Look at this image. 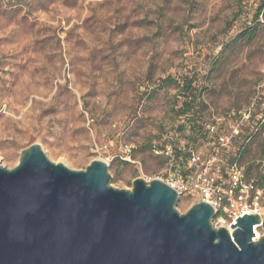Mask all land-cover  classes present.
<instances>
[{"label":"rangeland","instance_id":"374dc122","mask_svg":"<svg viewBox=\"0 0 264 264\" xmlns=\"http://www.w3.org/2000/svg\"><path fill=\"white\" fill-rule=\"evenodd\" d=\"M261 19L264 0H0V163L33 143L74 170L100 159L116 188L174 183L180 213L206 198L201 175L226 189L236 168L246 203L216 191L211 223L257 210L264 236ZM185 77L200 93L195 138L178 129Z\"/></svg>","mask_w":264,"mask_h":264},{"label":"water","instance_id":"95a60500","mask_svg":"<svg viewBox=\"0 0 264 264\" xmlns=\"http://www.w3.org/2000/svg\"><path fill=\"white\" fill-rule=\"evenodd\" d=\"M107 163L74 170L50 161L38 143L18 163H0V264H264L258 213L214 227L204 200L180 213L178 192L138 177L109 184Z\"/></svg>","mask_w":264,"mask_h":264},{"label":"trees","instance_id":"16d2710c","mask_svg":"<svg viewBox=\"0 0 264 264\" xmlns=\"http://www.w3.org/2000/svg\"><path fill=\"white\" fill-rule=\"evenodd\" d=\"M164 80L167 81L169 79ZM178 87L179 94L182 99L180 102V106L177 109V115L183 119V123H180L178 129L183 130L185 126L188 125L192 129L191 135H188V137L191 136L192 138H195L196 133L199 131V128H201V123L203 120L199 114L201 110L200 93L197 91V87L193 85L192 77L183 78ZM189 155V153H186L182 156L184 158V161H187ZM230 161L232 162L233 159H231Z\"/></svg>","mask_w":264,"mask_h":264},{"label":"built area","instance_id":"2783aa9c","mask_svg":"<svg viewBox=\"0 0 264 264\" xmlns=\"http://www.w3.org/2000/svg\"><path fill=\"white\" fill-rule=\"evenodd\" d=\"M260 16H262V15H260ZM262 21L264 22V20H262ZM262 74H263V79H264V70H263ZM199 178H200L201 185L204 186V188H205V189H203V192H204V194L206 196L204 201L209 202L213 206L214 210H216V206L218 205V203H219V201L221 199H220V197H217V199L211 200L210 199V195L215 193L216 191H219L220 189L225 190L226 192H229V196H232V194H234L235 196L238 197L237 201L239 202V204L240 205L241 204L245 205V203H246L245 201H246V198H247L248 195H247V193H246V195H243L244 194V185H243V183L241 182V180L239 178L238 169L235 168L233 170V174L231 175V178H230V184L227 187L225 186L226 189H223L222 187H224V185H222V183L219 180L215 179L212 176H206V175L203 174ZM168 184L176 189V185L174 183H169L168 182ZM177 192L179 194L178 190H177ZM253 198L256 199V196H254ZM234 202H235V199H233L232 202L228 203L229 206L230 207H234ZM245 211H246L245 209H240L237 212L236 211L233 212L234 216L232 218V222L235 221V218L237 216L242 215ZM258 214L261 217V223H262L263 219H262L261 213L258 212ZM231 223H229V226H230Z\"/></svg>","mask_w":264,"mask_h":264},{"label":"bare ground","instance_id":"6f19581e","mask_svg":"<svg viewBox=\"0 0 264 264\" xmlns=\"http://www.w3.org/2000/svg\"><path fill=\"white\" fill-rule=\"evenodd\" d=\"M244 213H258V212H257V210H246ZM226 227L228 228L229 231H232V229L230 228L229 225L226 226ZM257 228H258L257 225H255V226L253 227V231H254V233L257 234V236H254V238H253L254 240L260 237V234L258 233Z\"/></svg>","mask_w":264,"mask_h":264}]
</instances>
